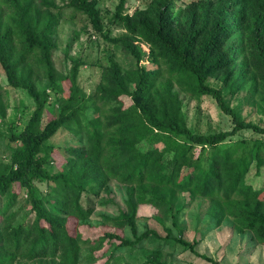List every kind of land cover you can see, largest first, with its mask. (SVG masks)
I'll return each instance as SVG.
<instances>
[{
    "label": "trees",
    "instance_id": "trees-1",
    "mask_svg": "<svg viewBox=\"0 0 264 264\" xmlns=\"http://www.w3.org/2000/svg\"><path fill=\"white\" fill-rule=\"evenodd\" d=\"M43 1L47 5L51 3ZM175 1L162 0L150 19L138 14L134 17L123 15L126 0H120L115 17L130 31L140 32L146 38L151 44L152 60L161 67L166 63L171 79L190 77L192 90L214 97L220 109L232 119L230 130L208 134L192 131L182 113L178 93L171 90V81L160 84L162 70L144 64L141 52L135 49L137 67L133 74L128 79L119 78L117 72L112 74L109 82L112 88L102 85L97 95H87L77 81L78 68L74 67L68 76V92L60 97L58 113H48L46 97L33 82L34 69L30 66L33 60L39 61L46 68L51 85L62 87L64 78L55 75V44L51 36L58 14L47 13L40 7L42 3L29 1L12 27L0 18V64L10 85L26 89L35 100V109L27 125L13 137L17 144L12 149L10 162L0 163V215L22 190L27 192L30 212L34 215L12 226L2 225L1 219L0 258L2 252L8 253L10 259L22 253L28 259L59 254L65 264H77L82 236L69 228L63 214L71 207L75 215H81L84 210L80 205L81 194L104 186L108 171L112 177L141 185L146 181L159 187L173 183L177 188L189 187L207 196L220 195L224 184L226 198L231 191H241L240 180L251 157L248 152L234 157L239 147L224 149L221 145L244 130L264 134V126L244 120L228 104L222 90L209 85L207 79L230 61L229 52L222 53L223 46L245 29L248 12L235 5L216 10L210 1L200 22L195 10L191 17L184 19V10L176 11ZM69 5L85 13L93 26L100 28L99 10L92 0H70ZM259 6L264 8V2ZM15 36L20 41L18 50ZM256 49L264 70V37L260 33ZM123 97L128 98L127 106ZM89 107L97 112L100 108L105 111L91 118L87 115ZM62 128L70 131L76 144L64 148L68 170L51 173L47 168L53 161L52 154L59 152L51 139ZM263 145V141L255 140L248 148L258 168L263 165ZM36 181L55 186L41 191ZM245 190L254 196L258 193L251 186H246ZM1 197L7 198L3 207ZM256 211L246 221L264 235V219L258 217ZM84 212L89 215L91 211L88 208ZM122 221L130 226L133 238L106 232L99 240L119 241L121 247L135 246L156 234L153 231L138 234L131 216ZM165 238L195 252V245L187 240L171 235ZM204 257L212 264H219L212 257ZM143 264L168 263L149 259Z\"/></svg>",
    "mask_w": 264,
    "mask_h": 264
},
{
    "label": "rangeland",
    "instance_id": "rangeland-1",
    "mask_svg": "<svg viewBox=\"0 0 264 264\" xmlns=\"http://www.w3.org/2000/svg\"><path fill=\"white\" fill-rule=\"evenodd\" d=\"M29 1L42 3L40 7L43 11L59 16L51 36L55 44V75L64 78L62 87L51 85L46 68L39 61L33 60L30 66L34 69L33 82L46 97L48 113H58L60 97L68 92V76H71L74 67L78 68L77 81L87 95H97L102 85L112 88L109 84L112 74L117 72L118 77L124 79L133 74L137 67V58L133 53L135 49L141 52L144 64L162 70L160 84L163 82L166 85L171 81V90L178 93L182 113L192 131L208 134L233 127L231 117L220 109L214 97L191 89L193 81L190 77L171 79L170 71H166L167 64L161 67L152 60L151 44L146 38L140 32L130 31L115 17L120 0H92L100 14L98 29L85 13L69 5L70 0H49L51 3L48 5L43 0H0V18L8 27H12L22 7ZM161 1L126 0L122 13L152 19ZM210 1L217 7L216 10L225 5H235L243 11L246 9L248 20L245 29L223 46L222 53L229 52L230 61L211 74L207 82L222 90L228 104L244 120L264 126V70L260 67V56L256 49L257 35L260 33L264 37V8L259 6L264 1L176 0L174 7L176 11L183 8L184 19L191 17L195 10L201 22ZM15 40L18 50L20 41L16 36ZM123 101L127 106L128 98L123 97ZM34 109V98L26 89L10 85L0 64V163L10 162L12 149L17 144L13 137L24 130ZM104 111L105 108L97 112L89 107L87 115L94 118ZM255 140L264 143V134L244 130L221 145L224 149L239 147L234 157L247 152L251 157L240 180L241 191H231L229 198L223 193L225 184L220 195L207 196L195 193L189 187L177 188L173 183L159 187L146 181L141 185L112 177L110 171L106 172L104 186L81 194L80 205L84 210L90 209L89 215L84 210L81 215H75L71 207L63 214L69 228L82 236L77 264H143L149 259L168 264H212L205 259V255L219 264H264V235L251 228L246 221L248 216L255 215L256 210L257 216L264 219V145L263 165L258 168L256 159L248 149ZM51 143L59 152L52 154L53 161L47 169L51 173L68 170L64 148L76 144L75 137L62 128ZM35 183L41 191L51 190L55 186L41 181ZM246 186L258 191L257 195L247 193ZM1 198L3 207L7 198ZM4 208L0 221L2 219L1 224L5 226L19 225L34 215L30 212L29 198L24 190L6 211ZM128 216L133 217L138 234L153 231L155 236L135 246L125 247L119 246V241L99 240L106 232H117L133 238L130 226L122 221ZM167 235L193 243L195 252L173 239H166ZM1 255L3 260L0 262L5 264H65L59 254L31 259L23 253L14 259H10L5 252Z\"/></svg>",
    "mask_w": 264,
    "mask_h": 264
}]
</instances>
